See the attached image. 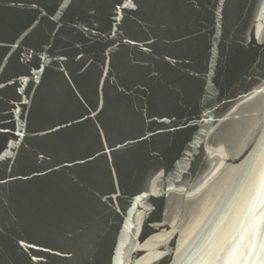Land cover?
I'll list each match as a JSON object with an SVG mask.
<instances>
[{
  "label": "water",
  "instance_id": "1",
  "mask_svg": "<svg viewBox=\"0 0 264 264\" xmlns=\"http://www.w3.org/2000/svg\"><path fill=\"white\" fill-rule=\"evenodd\" d=\"M0 264H264V0H0Z\"/></svg>",
  "mask_w": 264,
  "mask_h": 264
}]
</instances>
